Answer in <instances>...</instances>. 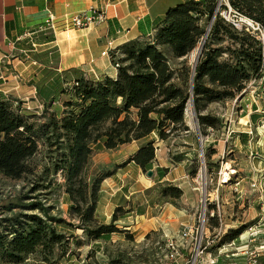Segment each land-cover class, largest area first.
Wrapping results in <instances>:
<instances>
[{"label":"trees","instance_id":"1","mask_svg":"<svg viewBox=\"0 0 264 264\" xmlns=\"http://www.w3.org/2000/svg\"><path fill=\"white\" fill-rule=\"evenodd\" d=\"M227 2L264 29V0ZM216 4L217 0H181L169 7L154 22L150 37L125 42L118 52L110 53L114 76L64 71L62 90L68 98L62 101L60 113L48 109L52 101H41L44 108L37 113L0 93V175L10 179L36 176L31 192L61 186L70 218L49 216V207L37 197L20 204L37 212L0 219L1 262L20 264L33 255L41 264H60L69 247L65 228L79 229L92 240L114 233L132 239L130 232L117 225L131 212L143 211L130 208L129 200L114 208L108 222L97 218L102 182L112 172L94 168L95 151L136 142L127 163L147 172L153 167L158 141L189 131L185 110L190 100L203 134L207 127L221 126L217 117L202 113L209 104L240 95L239 102L246 97L242 91L251 79H264V39L224 20ZM207 25L209 31L192 72L185 57L202 40ZM251 107L256 110L254 104ZM40 150L45 160L37 174L31 161ZM166 172L167 167L157 170L158 191L163 199L179 198V187L159 183ZM57 174L62 177L60 183L55 181ZM243 230L244 226L229 229L223 241L237 238ZM122 254L118 252L108 264L123 261Z\"/></svg>","mask_w":264,"mask_h":264},{"label":"rangeland","instance_id":"2","mask_svg":"<svg viewBox=\"0 0 264 264\" xmlns=\"http://www.w3.org/2000/svg\"><path fill=\"white\" fill-rule=\"evenodd\" d=\"M205 28L207 34L208 25ZM205 35L203 38H206ZM201 42L185 57L188 64H193L194 52ZM63 76V71L48 70L44 72L43 79L32 83L37 100L45 103L52 101L48 109L57 113L62 110V101L68 98V94L62 90ZM242 92L246 97L239 102L240 95L234 100L211 103L202 111L221 120L219 128L207 127L203 134L199 132L192 106L187 104L185 122L189 131L156 143L151 176H147V172L137 171L133 163H127L138 144L95 151L92 155L94 168L103 173L112 172L102 182L107 193L113 188L116 193L128 194L139 185L136 178L149 184L148 188L129 196V207L147 210V216L138 217L137 224L151 218L149 220L156 226L145 234L146 228L143 227L132 231V239L114 233L97 240L87 238L79 229L61 228L69 237V247L67 256L60 264H108V260L115 259L118 252L123 253V261L112 264H162L161 249L165 236L157 223L176 217L182 218L181 223L197 221L205 198L207 209L218 208L224 224L232 226L231 229L256 226L261 233L254 243L264 245V79H251ZM251 104L255 105V111ZM251 113L257 114V117L251 118ZM207 151H211L209 157L205 156ZM44 155L40 150L31 161L37 174L45 160ZM162 167H167V172L159 183L179 187L182 190L179 198L161 197L157 188V170ZM36 180L37 177L33 175H25L20 179L0 175V219L17 213L37 212L19 206L35 197L49 207V216L70 219L68 202L61 186L52 185L31 192ZM55 181H62L60 174L55 175ZM129 215L132 216L122 219L117 225L135 224V213ZM177 226L179 229L181 224ZM0 264L12 263L0 261ZM20 264L41 263L31 255ZM260 264H264V255L260 258Z\"/></svg>","mask_w":264,"mask_h":264},{"label":"crops","instance_id":"3","mask_svg":"<svg viewBox=\"0 0 264 264\" xmlns=\"http://www.w3.org/2000/svg\"><path fill=\"white\" fill-rule=\"evenodd\" d=\"M180 1L0 0V93L4 97L20 101L23 107H30L40 113L44 108L41 102L43 100H37L32 83L43 79L45 71L64 72L74 69L86 75L114 76L116 68L111 58L101 55L106 42L113 40L114 49L111 52L114 53V50L118 52L125 42L150 37L154 31V22L169 7ZM89 8H104L107 21L101 25L81 29L61 28L60 18L63 15ZM48 12L53 13L58 19V29L54 32L38 28ZM136 169L140 172L139 168ZM135 181L139 182V185L128 194L116 193V189L113 188L107 193L102 184L96 209V215L101 221L108 222L117 205L124 204L129 200V196L149 186L140 179L136 178ZM134 213L135 224L131 220L132 223L127 226L118 227L130 233L143 227L146 228L144 234L155 228L156 225L149 220L151 218L137 224L138 217L147 216L146 209H143L142 213ZM131 216L128 215L126 218ZM181 222L182 218L176 217L164 219L157 223V226L164 231V236L178 239L177 224Z\"/></svg>","mask_w":264,"mask_h":264},{"label":"built area","instance_id":"4","mask_svg":"<svg viewBox=\"0 0 264 264\" xmlns=\"http://www.w3.org/2000/svg\"><path fill=\"white\" fill-rule=\"evenodd\" d=\"M216 12L235 28L253 31L261 40L264 39V29L259 23L232 9L227 0H217ZM60 20L63 29H81L101 25L107 21V17L104 8H89L63 15ZM57 21L56 16L48 12L38 28L54 32L58 29ZM113 49V40H108L101 55L109 56V51ZM202 206L197 221L180 223L178 239L165 235L161 249L162 264H260L264 245H255L254 242L261 231L256 226H249L237 238L223 241L224 235L231 228L224 224L218 208L207 209L206 198Z\"/></svg>","mask_w":264,"mask_h":264},{"label":"water","instance_id":"5","mask_svg":"<svg viewBox=\"0 0 264 264\" xmlns=\"http://www.w3.org/2000/svg\"><path fill=\"white\" fill-rule=\"evenodd\" d=\"M208 27H210V26H208ZM208 31H209V28H208ZM207 31V32H208ZM207 35V34H206ZM205 35V36H206ZM203 46V45H202ZM202 46H201V49H202ZM200 55V54H199ZM199 55H198V57L197 58H195L194 60H193V64H192V72H194V68H195V65H196V63H197V61H198V59H199ZM191 106H192V101L190 100V103H189ZM192 110H193V106H192ZM194 111V110H193ZM147 176H151L152 175V170H148L147 171Z\"/></svg>","mask_w":264,"mask_h":264},{"label":"bare ground","instance_id":"6","mask_svg":"<svg viewBox=\"0 0 264 264\" xmlns=\"http://www.w3.org/2000/svg\"><path fill=\"white\" fill-rule=\"evenodd\" d=\"M204 40L205 38L202 39V42L199 44V46L197 47V49L195 50V54H194V59L198 57V55L200 54L201 52V46L203 45L204 43Z\"/></svg>","mask_w":264,"mask_h":264}]
</instances>
